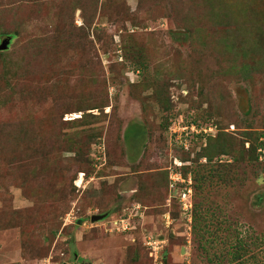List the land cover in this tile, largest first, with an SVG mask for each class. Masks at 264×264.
Instances as JSON below:
<instances>
[{"label": "rangeland", "instance_id": "rangeland-1", "mask_svg": "<svg viewBox=\"0 0 264 264\" xmlns=\"http://www.w3.org/2000/svg\"><path fill=\"white\" fill-rule=\"evenodd\" d=\"M4 39L0 264H264V0H0Z\"/></svg>", "mask_w": 264, "mask_h": 264}, {"label": "trees", "instance_id": "trees-1", "mask_svg": "<svg viewBox=\"0 0 264 264\" xmlns=\"http://www.w3.org/2000/svg\"><path fill=\"white\" fill-rule=\"evenodd\" d=\"M262 12H263V9H256V7H252V15L255 17V18H261L262 17ZM246 28V26H244V27H242V29H245ZM145 57H147V56H145ZM144 58V57H143ZM199 125V124H198ZM232 126V124L230 125V127ZM217 137V136H216ZM214 138V139H217V138ZM219 137V136H218ZM201 138H202V136H201ZM208 138V140H210V142L211 143H213L215 140L214 139H212L213 138V136H208L207 137ZM211 140H213V141H211ZM263 143V145H264V142H262ZM212 145V144H211ZM211 145H210V147H211ZM209 148V147H208ZM207 148V146H206V149H208ZM205 150V149H204ZM209 151L211 152L212 150L209 148ZM204 155L206 156V157H208L210 160L212 159V157H210V155H208V153H204ZM132 158H134V157H130V159L133 161V159ZM206 167V165H204V168ZM210 171H212V168H210V170H209V172ZM181 172L185 175V176H187V174H189V173H191L192 174V177H193V210H192V215H193V220H194V227L196 226V223H197V220H198V218L199 217H201V219L202 218H206V216L205 215H201L202 213H201V210L202 209H200V205L197 203V201H195V200H197V196H199V190H197V189H195V184L197 185L198 183H200V184H202V185H209V184H213V183H215V180H214V178H211V174L212 173H210V175H208V176H206V177H204L203 178V176H204V174H202L201 175V177H200V173H201V171H196V170H194V169H192L191 167H189V166H185V167H182L181 168ZM213 172H216L215 171V168H214V170H213ZM180 186L181 187H183V185L182 184H180ZM210 186V185H209ZM201 190V189H200ZM180 208H181V206H179ZM123 215H125L126 216V214H123ZM126 218H127V216H126ZM206 227H208V226H205L204 228H206ZM206 231V230H205ZM245 240L242 238V237H237L236 238V243H235V247L237 248V250H239V252L241 253V252H243V251H245L246 250V248L247 247H249L250 245H247V244H250V243H247V244H245L246 242H244ZM204 250H205V252H209L208 251V248H204ZM247 251V250H246ZM232 259V258H231Z\"/></svg>", "mask_w": 264, "mask_h": 264}, {"label": "built area", "instance_id": "built-area-1", "mask_svg": "<svg viewBox=\"0 0 264 264\" xmlns=\"http://www.w3.org/2000/svg\"><path fill=\"white\" fill-rule=\"evenodd\" d=\"M192 126H194V125H192ZM193 129H194V127H193ZM196 132L198 133L197 130H196ZM200 134L204 135L203 133H200ZM191 135H196V134L193 133V134H190L189 136H191ZM198 135H199V133H198ZM189 136H187V137L189 138ZM177 165L182 166V164L180 162H177ZM180 184H182L183 187H181ZM192 184H193V177H192L191 173H189V174H187V176H185L180 171L178 173V175H177V173H175L174 175L171 174V176H170V187H171L170 191L173 190V193L176 194L175 197H177L179 199L181 210H182V213L185 215L184 216L185 218H188V216L193 217V215H192V210H193V186H192ZM173 193L171 192V195ZM188 199H190V201H188ZM120 219H121L120 224H121L122 231L127 230L129 225H131L128 222L129 219L128 218H126V219L120 218ZM116 223H118V222L116 221ZM114 230L119 231L120 230L119 226H117V228L115 227Z\"/></svg>", "mask_w": 264, "mask_h": 264}, {"label": "water", "instance_id": "water-1", "mask_svg": "<svg viewBox=\"0 0 264 264\" xmlns=\"http://www.w3.org/2000/svg\"><path fill=\"white\" fill-rule=\"evenodd\" d=\"M8 43H9V40L8 39H4L2 44H0V50L6 49L7 46H8ZM105 216H106V214H104V215H94V216L91 217V220L94 222L96 220L102 219Z\"/></svg>", "mask_w": 264, "mask_h": 264}]
</instances>
